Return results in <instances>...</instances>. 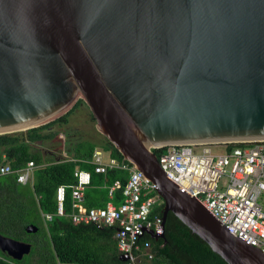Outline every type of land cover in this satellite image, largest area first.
<instances>
[{
	"label": "water",
	"instance_id": "water-1",
	"mask_svg": "<svg viewBox=\"0 0 264 264\" xmlns=\"http://www.w3.org/2000/svg\"><path fill=\"white\" fill-rule=\"evenodd\" d=\"M78 96L154 184L164 227L173 214L227 264H264L149 150L264 139V0H0V134L48 124ZM0 250L20 260L31 245L0 235Z\"/></svg>",
	"mask_w": 264,
	"mask_h": 264
},
{
	"label": "trees",
	"instance_id": "trees-1",
	"mask_svg": "<svg viewBox=\"0 0 264 264\" xmlns=\"http://www.w3.org/2000/svg\"><path fill=\"white\" fill-rule=\"evenodd\" d=\"M81 101L48 124L0 134V163H8L12 169L20 168L28 161L34 164L30 185L17 183L14 174L0 175V235L17 240H23V235H39L34 241L26 240L32 247L27 260L25 257L15 259L0 250V264H123L114 237L115 226L75 224L68 217L55 215V189L74 184L75 170H87L90 176L84 189L83 205L103 207L108 200L114 205L119 204L127 171L112 168L94 172L91 161L96 148L119 159L123 158L120 152L104 136L98 142L84 139L68 145L65 149L67 157L61 158L43 155L37 146L59 135L57 127L68 124L71 113ZM115 180L119 187L111 188ZM70 203L69 188H65L64 215L70 214ZM41 215H50L51 221L44 222ZM28 225L37 226V232L27 234L24 228ZM144 237L150 241L154 254L150 260L142 256L139 264H227L170 213L165 222L164 239L155 241Z\"/></svg>",
	"mask_w": 264,
	"mask_h": 264
},
{
	"label": "built area",
	"instance_id": "built-area-1",
	"mask_svg": "<svg viewBox=\"0 0 264 264\" xmlns=\"http://www.w3.org/2000/svg\"><path fill=\"white\" fill-rule=\"evenodd\" d=\"M213 144L223 145L224 151L213 153ZM149 150L156 155L168 181L214 216L230 234L264 253V139L171 144ZM91 162L94 172L112 168L127 171L122 201L114 205L108 200L103 207H86L83 195L89 172L75 170L74 184L55 189V215L68 217L75 224L115 226L117 249L127 255L123 264H136L142 256L152 259V245L144 236L164 235L163 200L156 194L154 184L132 162L110 155L105 158L99 148L93 151ZM33 168L29 161L17 169L0 163V175L14 174L17 183L30 185ZM113 187H119L117 180ZM65 188H69L71 200L68 215L62 212ZM41 219L51 221V216L41 215Z\"/></svg>",
	"mask_w": 264,
	"mask_h": 264
},
{
	"label": "rangeland",
	"instance_id": "rangeland-1",
	"mask_svg": "<svg viewBox=\"0 0 264 264\" xmlns=\"http://www.w3.org/2000/svg\"><path fill=\"white\" fill-rule=\"evenodd\" d=\"M76 99L80 100L82 98L81 96H78ZM57 131H59V135L54 140L46 142L43 145H39V150L43 155L48 154L54 156L55 158H61L64 157V155H67L65 153V149L68 145H73L77 141H82L84 139H92L98 142L103 136L97 129L96 121L84 99H82L79 106L71 113L68 124L57 127ZM210 148L213 153H221L224 151L223 145L213 144L210 145ZM198 150L201 151V148H198ZM104 157H107L105 151ZM23 236L24 238L23 240L21 239L22 241H34L37 237H39V235L37 237H30L27 235ZM29 255L25 254L23 257L27 260Z\"/></svg>",
	"mask_w": 264,
	"mask_h": 264
},
{
	"label": "crops",
	"instance_id": "crops-1",
	"mask_svg": "<svg viewBox=\"0 0 264 264\" xmlns=\"http://www.w3.org/2000/svg\"><path fill=\"white\" fill-rule=\"evenodd\" d=\"M37 146H39V145H37ZM106 154H107V156H109L108 152H106ZM83 202H84V201H83Z\"/></svg>",
	"mask_w": 264,
	"mask_h": 264
},
{
	"label": "flooded vegetation",
	"instance_id": "flooded-vegetation-1",
	"mask_svg": "<svg viewBox=\"0 0 264 264\" xmlns=\"http://www.w3.org/2000/svg\"><path fill=\"white\" fill-rule=\"evenodd\" d=\"M26 243H28L27 241H26ZM30 245H31V243H29ZM31 249H32V247H31ZM31 252V251H30Z\"/></svg>",
	"mask_w": 264,
	"mask_h": 264
}]
</instances>
